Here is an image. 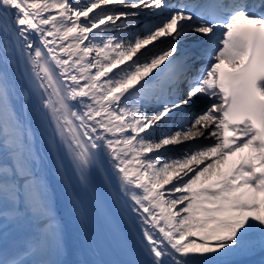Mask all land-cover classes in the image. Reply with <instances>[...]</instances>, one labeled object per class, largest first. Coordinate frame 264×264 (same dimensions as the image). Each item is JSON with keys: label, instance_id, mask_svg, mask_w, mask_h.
Returning a JSON list of instances; mask_svg holds the SVG:
<instances>
[{"label": "snow or ice", "instance_id": "6c2138e0", "mask_svg": "<svg viewBox=\"0 0 264 264\" xmlns=\"http://www.w3.org/2000/svg\"><path fill=\"white\" fill-rule=\"evenodd\" d=\"M53 169L123 201L122 264H264V0H0V264H104Z\"/></svg>", "mask_w": 264, "mask_h": 264}, {"label": "bare ground", "instance_id": "6f19581e", "mask_svg": "<svg viewBox=\"0 0 264 264\" xmlns=\"http://www.w3.org/2000/svg\"><path fill=\"white\" fill-rule=\"evenodd\" d=\"M207 141L209 140L199 138L196 142H198L199 145H203L208 144ZM51 179L55 191L56 206L58 208L59 215L62 217L65 227V238L69 250L68 259L70 261H75L77 259L100 261L99 258H97V254H95L94 249L92 248L93 245L87 233L84 217L73 214L69 202L70 194H66L63 191L60 180L55 175L54 169L51 173ZM99 188L102 191L104 197L109 200L112 209L119 217L121 223L123 224L128 234L132 237L131 240L133 241V236L128 230L129 214L126 212L123 201L118 203L112 197L111 190L105 188L102 184L99 185ZM18 243H22V241H18ZM256 259L258 260L259 257H257Z\"/></svg>", "mask_w": 264, "mask_h": 264}]
</instances>
